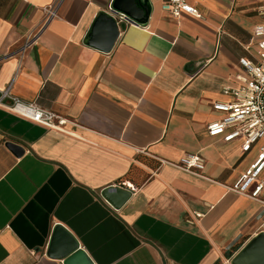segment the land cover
I'll use <instances>...</instances> for the list:
<instances>
[{"label": "crops", "instance_id": "obj_1", "mask_svg": "<svg viewBox=\"0 0 264 264\" xmlns=\"http://www.w3.org/2000/svg\"><path fill=\"white\" fill-rule=\"evenodd\" d=\"M53 1L0 0V89L71 121L62 133L0 107V264H64L70 240L92 264H230L264 233L260 204L227 188L254 150L206 127L255 50L256 0L178 19L137 0L139 21L114 0H63L26 45ZM189 154L199 176L177 167Z\"/></svg>", "mask_w": 264, "mask_h": 264}, {"label": "built area", "instance_id": "obj_2", "mask_svg": "<svg viewBox=\"0 0 264 264\" xmlns=\"http://www.w3.org/2000/svg\"><path fill=\"white\" fill-rule=\"evenodd\" d=\"M63 0H54L45 8V17L39 31H30L25 44H32L45 25L57 15ZM204 0H163L161 9L170 17L178 19L182 14L201 18L198 8ZM256 12L262 22L255 25L247 45H254L255 50L249 57L239 59L241 72L235 75L239 86H224L222 93L230 100L217 101L213 109L219 113L216 119L207 124V134L220 137L225 142L241 140L243 152L254 150V156L227 188L239 195L260 204L261 209L256 220L264 218V0H256ZM119 20H122V15ZM0 107L14 112L47 129L70 133L67 126L71 121L66 117L42 108L35 103L23 102L13 95L9 86L0 89ZM180 169L199 176L197 170L203 168V159L198 154L183 157L178 165Z\"/></svg>", "mask_w": 264, "mask_h": 264}, {"label": "water", "instance_id": "obj_3", "mask_svg": "<svg viewBox=\"0 0 264 264\" xmlns=\"http://www.w3.org/2000/svg\"><path fill=\"white\" fill-rule=\"evenodd\" d=\"M112 9L116 12L124 13L127 17L135 21L146 19L148 13L144 6L137 3V0H114L112 3ZM107 18L115 27L114 32L109 39V44H111L117 36L118 31L114 19L109 16ZM7 145L15 148L18 152L23 151L22 147H19L15 143L8 142ZM121 192L120 188L112 187V189L105 190L103 195L108 200L115 201L117 200L116 197ZM59 228L60 227L57 228L56 232L62 231L61 228ZM49 252H53V243L49 248ZM61 257L64 258V264H92L85 252L78 248L77 243L73 240L69 241L68 247L61 253ZM230 264H264V233L261 232L253 237L232 258Z\"/></svg>", "mask_w": 264, "mask_h": 264}]
</instances>
